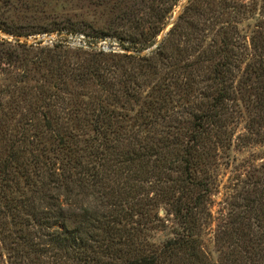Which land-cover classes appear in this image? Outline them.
<instances>
[{"label": "trees", "instance_id": "obj_1", "mask_svg": "<svg viewBox=\"0 0 264 264\" xmlns=\"http://www.w3.org/2000/svg\"><path fill=\"white\" fill-rule=\"evenodd\" d=\"M16 1L0 0L3 33L126 52L0 36V264H264V163L213 213L232 125L247 116L264 147V0L241 43L244 4L190 0L147 54L181 0H71L105 12L31 19Z\"/></svg>", "mask_w": 264, "mask_h": 264}, {"label": "rangeland", "instance_id": "obj_2", "mask_svg": "<svg viewBox=\"0 0 264 264\" xmlns=\"http://www.w3.org/2000/svg\"><path fill=\"white\" fill-rule=\"evenodd\" d=\"M190 0H181L179 6L176 8L173 18L170 20L169 25L166 29L159 35L157 39V44L143 52V54L150 53L156 49L157 45L166 37L169 30L173 27L174 23L177 21L178 16L182 13L184 8L187 6ZM235 7V5L244 4L245 8L240 9L246 12L245 15H241L239 18L238 29L240 36V43L242 42L243 37L248 36V41L251 37L252 31L255 29L258 22H260V10L262 1L261 0H228ZM72 2V3H71ZM16 5L13 8L12 14L15 16H20L23 19H31L32 16H43V17H52L56 15H85V16H97V13L104 14L105 10L102 8L88 7V2L83 1V4L80 3L79 6L82 8L74 7V3L71 0H18L15 2ZM233 16L234 13H233ZM229 17V16H225ZM95 35V34H94ZM0 36L3 38H9L11 41H20L26 42L28 44H38L42 43L44 45H51L53 42H64L70 47L77 46H93L96 49H104L105 51L115 50L118 52H126L124 46L120 45L118 38L107 37L105 39H98L95 37H88L85 34H73L63 32L62 34L54 32L51 34H37L29 37H14L9 34L3 33L0 31ZM210 42V39L207 41ZM128 43H125V46H128ZM128 53H134V51H127ZM234 131V138L231 149L228 150L231 159V165H222L220 167V181L221 187L219 192L214 196L213 201V213L214 217L219 216V211L224 206V201L228 195V190L226 187L233 186L237 181L235 179L238 176L244 177L246 174L245 170H251L253 168H259L260 164L264 163V147H260V144H255L254 141H249L248 138L256 139V136L252 133L250 129V121L245 116L241 122H236L232 125ZM257 140V139H256ZM227 151V152H228ZM222 164H225L224 159L221 161ZM246 166V167H245ZM243 179V178H242ZM215 223L211 230L204 237V249L212 257L216 256V247L214 243V231L216 228ZM167 238V233H159L157 235L156 241L162 242Z\"/></svg>", "mask_w": 264, "mask_h": 264}]
</instances>
